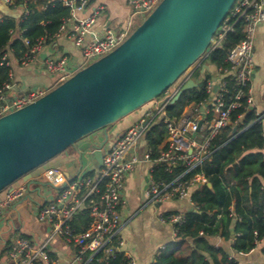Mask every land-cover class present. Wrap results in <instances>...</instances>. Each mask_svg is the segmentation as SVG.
<instances>
[{"label":"built area","instance_id":"2783aa9c","mask_svg":"<svg viewBox=\"0 0 264 264\" xmlns=\"http://www.w3.org/2000/svg\"><path fill=\"white\" fill-rule=\"evenodd\" d=\"M2 1L14 5L13 0ZM60 1L71 12L53 39L62 35L72 38L85 62L77 63L65 54L43 59L46 70L57 77V84L116 49L130 35L134 23L139 18L147 17L161 0H127L132 15L126 25L118 31L107 27L102 33L92 37L90 34L98 14L105 7L99 6V11L79 18L76 13L85 10L90 0ZM28 14L29 10L23 7L22 19ZM263 21L264 0H236L207 52L163 94L139 109L141 114L136 122L113 142L108 143L103 152L102 164L95 173L80 172L74 177H66L59 184L48 180V184L57 190L43 192L44 201L39 204L36 213L38 221L47 227V237L42 242L28 236L11 239L7 250L9 264H89L94 259L106 263L118 253L125 252L120 211L123 191L127 176L141 163L149 164L145 189L148 204L161 205L177 200L194 208L192 194L208 184V178L203 172H194L210 157L215 137L225 127L234 125L243 118V115H239L236 120L232 118L239 108L255 110L257 115H261L254 108L252 78L255 69L254 41L257 28ZM239 22H242L243 37L228 50V67H216V73L205 77L201 81L203 85L197 87L204 89L208 96L203 100L190 102L179 116H170L167 106L173 103L182 87L193 79L196 71L207 64L211 51L220 46L229 33L234 32ZM11 33L14 34V31ZM24 42L29 50L21 57L20 62L26 66L37 60L46 41L39 39L31 44L26 38ZM11 52L12 50L5 52L0 58V68L11 66ZM9 75L11 78L12 70ZM228 77L233 80L232 89ZM15 86L9 80L0 88V116L20 109L47 93L43 89H33L23 94H12ZM158 122L165 126V138L157 145L156 151L147 142L143 152H140L139 140ZM159 168H163L173 178L169 181L157 179L155 171ZM37 170L40 171L32 173L33 181L43 180L44 172L48 171L42 167ZM31 184L20 179L0 193V222L3 209L11 208L29 196ZM179 210L168 217L164 213L160 216L161 222L172 225L175 236L180 226L186 222L185 212ZM81 216L87 220L84 221ZM57 243H61L62 247L57 246ZM126 255L127 264H137L135 258L127 253Z\"/></svg>","mask_w":264,"mask_h":264},{"label":"water","instance_id":"95a60500","mask_svg":"<svg viewBox=\"0 0 264 264\" xmlns=\"http://www.w3.org/2000/svg\"><path fill=\"white\" fill-rule=\"evenodd\" d=\"M235 2L161 0L112 52L34 102L0 116V193L20 179L36 183L35 170L163 94L207 52ZM202 85L190 79L173 103ZM107 140L105 129V140L93 151L97 167Z\"/></svg>","mask_w":264,"mask_h":264},{"label":"trees","instance_id":"16d2710c","mask_svg":"<svg viewBox=\"0 0 264 264\" xmlns=\"http://www.w3.org/2000/svg\"><path fill=\"white\" fill-rule=\"evenodd\" d=\"M13 1L11 7H25L29 14L25 19H0V58L12 50L11 57L20 61L29 50L24 39H29L31 44L39 39L47 43L52 41L71 9L60 0ZM242 27V22H239L234 32L229 33L222 44L211 51L207 63L217 68L228 67V50L242 39ZM10 70L11 66L0 68V88L10 80ZM227 80L232 89L233 80L231 77ZM190 90L191 94L185 91L178 100L167 106L170 116H179L190 102L208 96L204 89ZM239 115H243L241 120L225 127L215 137L210 157L194 172H203L212 187L205 185L192 194L197 212L185 209L186 222L180 226L175 242L162 250L151 264H240L223 247H216L212 239L223 237L233 240L232 248L236 254L249 253L264 241V112L257 115L255 110L239 108L233 113V120L238 119ZM165 134L164 124L156 123L146 134L149 146L156 151ZM155 176L167 181L173 178L163 168L157 169ZM175 213L178 210L168 211L164 216ZM80 218L87 220L82 216ZM127 263L125 252L118 253L106 263L96 259L89 262Z\"/></svg>","mask_w":264,"mask_h":264},{"label":"crops","instance_id":"0c3cea01","mask_svg":"<svg viewBox=\"0 0 264 264\" xmlns=\"http://www.w3.org/2000/svg\"><path fill=\"white\" fill-rule=\"evenodd\" d=\"M99 6H104L105 9L100 11L96 20V23L92 29L90 37L94 34L98 35L102 33L107 27L118 25L115 30L123 28L127 21L131 18L132 10L128 5L127 0H90L88 7L77 12L76 15L79 18L88 17L99 11ZM5 17L19 18L22 17V8L11 7L4 1L0 0V19ZM65 54L75 60L77 63H81V51L76 46L74 40L67 36H59L54 38L50 42H46L45 47L38 53V58L30 65H22L21 62L14 57H11V70L12 77L10 81L16 84L12 94H23L33 89H43L47 92L57 86V77L50 74L43 65V59L49 56H57ZM254 61L255 69L252 78V88L255 97V106L257 112H264V21L258 26L257 33L254 41ZM208 68L205 71H209V74L214 75L216 73V67L207 63ZM202 70V69H201ZM204 71V72H205ZM141 111H137V114L129 115L122 122L118 128H112L107 130L108 140L104 147L115 140V138L124 132L129 126H131L139 118ZM264 129V119L262 120ZM113 135V139L109 141L110 136ZM93 138L91 139V141ZM105 136L102 135L99 141L93 140V151L95 146H99L100 141H104ZM103 147V152L106 150ZM145 144L139 147V151L143 152ZM71 155H61L54 159L53 165L46 168L48 171L44 172V179L35 181V184L30 185V193L26 198L32 196V192L37 191L40 194V200L36 203L34 208L35 216L38 210V206L44 201V194L38 182L42 185V182H49L52 180L54 183L59 184L66 179V173L72 176L69 166ZM95 165L94 172L98 169L97 162L93 156V152L88 157ZM91 166V162L86 166L88 169ZM148 163L139 164L135 170L130 173L125 181V187L123 191V204L120 208L122 217L121 237L125 240L124 251L136 259L137 264H151L155 257L162 251L168 248L176 237L173 232L172 225L169 223H163L160 221V216L171 210L188 209L187 203L172 200L161 205L148 204L145 197V189L147 183ZM85 169V170H86ZM41 170V169H40ZM36 170L35 174L38 173ZM93 171V170H91ZM83 172L80 168L78 173ZM90 172V171H89ZM86 172V173H89ZM77 175V174H76ZM75 175V176H76ZM21 201L15 203L12 209L17 213L20 221L19 227H16L13 220H9V227L6 231L0 232V264L8 262L7 250L11 239H15L18 236H28L36 239L37 242H42L47 237V227L38 219L24 220L22 219V206ZM37 217V216H36ZM1 224V223H0ZM17 231L19 234L14 237H7L11 230ZM212 243L215 246H221L225 251L233 257H236L240 264H264V241H262L257 248L251 250L246 254H236L232 248L233 240H226L223 237H216L212 239ZM6 256V261L3 257Z\"/></svg>","mask_w":264,"mask_h":264},{"label":"rangeland","instance_id":"374dc122","mask_svg":"<svg viewBox=\"0 0 264 264\" xmlns=\"http://www.w3.org/2000/svg\"><path fill=\"white\" fill-rule=\"evenodd\" d=\"M145 18H139V21H136L134 23V25L132 27L131 33L137 28V26L141 22H143L145 20ZM112 27L116 29V28H118V25L116 24V25H114ZM80 62H81V64H84V62H85L84 58L82 57V54H81V61ZM208 75H211V74H209V71L201 72V70H199V71H197L194 74L193 79L196 82L199 83L205 77H207ZM187 92H188V94L189 93L191 94L192 91L191 90H187ZM137 111H139V110H137ZM137 111H135L134 113H132L130 115L137 114ZM123 121L124 120L122 119V120H120L118 122H115L113 124L108 125L106 128H102V129H100V130L92 133L91 135L86 136L85 138H83L80 141H78L76 143V145L68 148L67 150H65L64 152H62L60 155H58L57 157H59L61 155H71L70 162L72 164L69 166V170H70L72 176H75L76 174H78V170L80 168L83 169V172L82 173H86V172H89V171H90L89 173H93L94 172L95 165L93 164L92 160H90L88 158L89 155H91V153L93 152V144H92L93 140L99 141V139H100V137L102 135L105 136V129L106 130H110L112 128H118L122 124ZM122 133H123V131H122ZM92 138H93V140L91 141ZM112 139H113V135L110 136L109 141H111ZM200 139L203 140V138H200ZM148 141H149L148 138L146 136L145 137L143 136L139 140L138 148L141 147V146H143ZM101 143H102V141H100V144ZM105 148L106 147H104V149ZM54 159L51 160V161H49V162H47L43 166H41L42 169H46V168L51 167V165H53ZM90 162H91V166H90L89 171H88V169H86V166ZM91 170H93V171H91ZM42 183L43 184L40 185V188L45 193H48L50 191H56L57 190L56 188L53 189V187L50 184H48L49 182H42ZM38 200H40V194H38L37 191H34V192H32V196L30 198H27L26 200L22 201V203H23V205L21 206L22 207V211H21L22 212V219H24V220L25 219L26 220H34V218L37 219V217L35 216V210H34V208L36 206V203L35 202H37ZM179 211H185V209H182V210H179ZM9 220H13V222L16 225V227H19L20 221L18 219L17 213L12 209V207L11 208H7L5 210L3 209L2 220L0 222L1 223L0 224V232L6 231L8 229V227H9V222L8 221ZM17 234H19V233L17 231H15V230L12 229L10 231V233L7 235V237L11 238V237L17 236ZM57 246L62 247V244L61 243H57ZM6 256H7V254H6ZM6 256L3 257L5 261L7 259ZM5 264H8L7 261L5 262Z\"/></svg>","mask_w":264,"mask_h":264}]
</instances>
